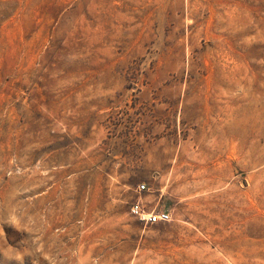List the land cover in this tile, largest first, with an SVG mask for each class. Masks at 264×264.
<instances>
[{"label": "rangeland", "instance_id": "1", "mask_svg": "<svg viewBox=\"0 0 264 264\" xmlns=\"http://www.w3.org/2000/svg\"><path fill=\"white\" fill-rule=\"evenodd\" d=\"M0 264H264V0H0Z\"/></svg>", "mask_w": 264, "mask_h": 264}, {"label": "built area", "instance_id": "2", "mask_svg": "<svg viewBox=\"0 0 264 264\" xmlns=\"http://www.w3.org/2000/svg\"><path fill=\"white\" fill-rule=\"evenodd\" d=\"M145 189V185H140L139 190ZM131 211L132 213H134L135 216L139 217L140 219L145 220L146 219V214L145 211L143 209V207L141 206L140 202H136L132 205L131 207ZM161 219H169V215L168 214H164Z\"/></svg>", "mask_w": 264, "mask_h": 264}]
</instances>
